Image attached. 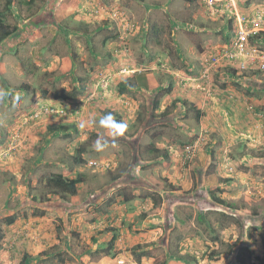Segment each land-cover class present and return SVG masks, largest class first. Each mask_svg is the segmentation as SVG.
I'll return each mask as SVG.
<instances>
[{
  "label": "rangeland",
  "instance_id": "374dc122",
  "mask_svg": "<svg viewBox=\"0 0 264 264\" xmlns=\"http://www.w3.org/2000/svg\"><path fill=\"white\" fill-rule=\"evenodd\" d=\"M19 1L15 12L22 6ZM36 1L33 12L23 5L21 17L10 16L19 30L0 46V89L8 93L0 101V264H176L170 256L186 264H264V229L259 233L256 228L264 225V72L251 64L240 69L246 57L222 56L237 51L238 27L247 29L253 20H264V0ZM44 11L52 17L44 16L42 24L38 18H44ZM258 36L248 39V47L264 51V39ZM72 60L76 66L70 74ZM131 65L153 74L158 83L120 94L123 77L137 74ZM74 74L88 76V81L90 75L88 90L76 98L57 99L56 87L61 93L71 90ZM102 83L109 99L98 98ZM120 97L143 99L141 119L148 122L131 129V111L116 108ZM190 98H197L206 110L202 124ZM155 103L160 108L152 117ZM46 107H61L66 114L35 115ZM211 111L214 116L207 117ZM109 112L127 123L125 140L120 137L96 151L97 137L107 138L99 119ZM167 115L175 121L158 123ZM55 121L70 125V133L75 131L73 123L79 130L73 137L64 136L65 131L53 134L48 129ZM154 128L163 135V144L170 141L174 147L170 175H184V186L175 187L180 194L174 199L182 203L167 204L162 224L147 219L146 198L162 201L159 189L141 188L134 203L128 201L130 188L120 189L125 202L114 197L116 190L106 192L113 177L125 175L127 181L131 176L139 161L134 149H148L153 139L145 142L143 131ZM133 130L137 136L131 139ZM186 145H195L193 159L186 157ZM143 153L169 162L161 153ZM79 156L86 161L78 165ZM95 160L111 166L91 165ZM217 169L225 174L210 180L207 176ZM58 172L82 173L84 194L79 197L78 192L69 201L52 194L46 180ZM165 187L168 191V182ZM102 198L104 203L98 204ZM209 199L213 203H207ZM102 211L113 214L105 235L96 226ZM10 216L15 221L7 224ZM113 235L119 240L111 244ZM82 244L91 249L81 253ZM42 247L48 254L37 252Z\"/></svg>",
  "mask_w": 264,
  "mask_h": 264
},
{
  "label": "crops",
  "instance_id": "0c3cea01",
  "mask_svg": "<svg viewBox=\"0 0 264 264\" xmlns=\"http://www.w3.org/2000/svg\"><path fill=\"white\" fill-rule=\"evenodd\" d=\"M221 45H222V43H221ZM221 45L218 44L217 46L220 47ZM215 50H218V49H215ZM131 66L132 67H137V68L131 70V71H133L132 73L137 72V74L134 77L131 76L132 75L131 74V75H128V76H131V77H123L124 79H122V80L129 79L128 81L131 82V86H130L131 89H130L129 92H131V91H139V90L142 91L143 86L144 87L152 88V87L155 86V84L158 83V81L156 82L155 78L153 79V77H154L153 74H150V73H146V74L145 73L144 74L143 73H140V72L143 71L141 68H138V66H135V65H131ZM105 75H106L105 71L101 72V74H100L101 77H103ZM145 75L147 76V79H146ZM124 76H126V75H124ZM142 82H143V84H141ZM145 82L147 84H145ZM95 83L96 82L94 81L92 83V86ZM98 89L100 91V94L98 96L99 99H103L104 100V99H109L110 98V95H108L107 93L105 94V92H103L104 90L107 89L106 87H104V84L103 83H102L101 88H98ZM118 90H119V87H118ZM159 90H161V89H159ZM125 98H126V100L121 101L122 98L120 97V101H118V103H120V104L116 108H118L121 112L124 111L126 114H128L127 113L128 112V109H129V111H131V113L133 114V116H131L132 117V119H131L132 120V122H131L132 125H130V126H132L131 129H133V127L136 126V125H139L140 126V123L141 124L146 123V120L147 119H145L144 122H142V119H140V117H139L140 115H142V113L144 115V109H145V106L144 105L145 104L141 106V104L143 102V99H140V101H139V100L134 99V98L133 99L128 98V97H125ZM187 98H189V97H187ZM191 102H193L194 103V106H196L197 109L201 112L200 121H201V124H202L205 120H207V119H205V115H204V113H206V110L202 108V105L199 103V101H197V98H195V100L193 98H190V104H192ZM123 104H125L126 106L123 105ZM147 108H149V107H147ZM159 108H160V106L158 105L155 112H159L158 111ZM124 112H123V114H124ZM148 112L149 113L150 112L152 113V109H151V111L149 110ZM211 112L212 113H210V112L207 113L206 116L207 117L214 116V114H213L214 111H211ZM124 117H125V115H124ZM203 117H204V120H203ZM168 119H171L172 121H175L174 117L171 118V117H169L167 115L166 117L160 118V120L158 121V123H164V124H168L169 123L170 124L171 121H169ZM150 120L151 121H154L151 118H150ZM55 122H58V121H55ZM147 122H148V120H147ZM174 124H176V123H174ZM129 133H130V135L132 134L131 139L132 138L134 139L137 136L135 130H133L132 133L131 132H129ZM146 134H147L148 139L146 138ZM127 136H129V135L127 134ZM142 137H143V139H145V142L148 141V140L153 139V141H151V142H153L156 145L157 148H161V149L167 150L169 152L168 157H167V159L169 160V162H167L165 160H162L161 157H159L158 160L155 159V158H152V157L151 158H147L148 155H146V153H143L144 150L147 151L148 154L150 152H153V151H151L149 149H146V148L145 149L142 148L141 150H138V148L137 149L136 148L134 149V145H130L131 146V153H133V149H134V153L137 150V154L139 156V161L138 162H135L134 165L136 166L137 164H139V166H140L139 167V171L137 172V174L136 173L134 174L132 170H128L127 169L128 171H132L131 176H128L127 175V181L124 180L125 175H123L121 177H114V178H112L111 184H109L106 187V192L109 189L116 190L114 197L115 198H118L119 200L122 198L120 200V202H125L126 200L123 199L124 194H120V189L121 188H126V187L127 188H130V189H132L133 192H131L130 190L127 189L128 192L130 191L132 193V196H130L131 200H128V201H129V203L130 202H133L134 203V200L140 199V196L139 195H140V193L142 191L141 188L147 189L149 191H157L159 189L160 192H158V194L163 199L161 201L162 202L161 205L159 204L160 206H155L154 205L155 202H154V200H152L151 197H147L146 198L147 205H150V211H148L149 214L147 215V219L150 218L151 220H155L157 223L162 224L163 222H165V220H166L165 218H167V213H166L167 204H171V207H173L177 203H180V202L182 203L181 200L174 201V199H175L176 196H178L177 194H180V193H178L177 190H175V187H177L180 184L182 186H184L183 185V182H182V176H184V175H179V173H177V172H175V174L173 176L170 175V173H171L170 167L171 168L173 167V163H172V159H173L172 155L173 154H172V150L171 149H174L173 146H169L170 141H168L167 143L163 144L164 142L162 143L159 140L160 137H163V135L155 134L153 132L150 133V132H147L145 130L143 131ZM122 139L124 141L125 140V137H123ZM143 139L141 141H143ZM130 141H132V140H130ZM174 145L176 146V143H174ZM152 149H153V147H152ZM153 154L158 155L159 153L154 152ZM174 168H175V166L173 167V170H174ZM178 171L180 172V170H178ZM223 174H225V171H222V169L221 170L220 169H217L215 172H212L207 177L210 180L215 181V179L218 176H223ZM129 177H132L133 179L129 180L128 179ZM185 179L186 178L183 179L184 182H187V180H185ZM201 181H202V179H200L198 182L200 183ZM167 182H168V186H169V190L168 191L165 190L166 189L165 186H166ZM82 185H83V183L81 184V186L79 188V193H78L79 197L81 196V193L85 190L84 186H82ZM83 194H84V192H83ZM108 194H109V192H108ZM166 196H171V198L166 199ZM172 196H174V198H172ZM103 200H104L103 198L100 199L98 201V204H103L104 203ZM206 201H207V203H210V204L213 203L212 202L213 199H209V200H206ZM68 203H69V205H71L70 202H68ZM109 203H110V201H109ZM223 205H226V204H223ZM151 208L153 210H151ZM222 210L224 211V208H222ZM157 211H158V213H156ZM162 211L165 212V214L162 213L161 216H160V213ZM60 214L62 215V213H60ZM111 216H113L112 212L111 213L110 212L106 213V212L102 211L101 217H100L102 219H98L97 225H96V226H98V232L104 230L105 232L103 231V232H100V233H102V234L106 233V228H107L106 222H108V223H111L112 222L111 221ZM68 217H69V215H67L65 217V220ZM253 217H255V216H253ZM112 225H113V223H111V226ZM100 226L101 227L104 226V229H101L100 230L99 229ZM256 228L259 230V233H260V231H262V229H264V225H261V227H256ZM102 234H100V237L101 238L103 236ZM94 241H95V244H97V245L99 244V242L97 241L96 238H94ZM256 247H260V246L257 245ZM90 249L91 248H88L87 250L89 251ZM42 250H44L43 247L41 249H37V252L38 251L39 252H42ZM88 251H86V252H88ZM172 261L174 263H176V264H186L184 262V260H182V262L181 261H178V260H172ZM99 264H103V260L100 261ZM111 264H114V263H111Z\"/></svg>",
  "mask_w": 264,
  "mask_h": 264
},
{
  "label": "trees",
  "instance_id": "16d2710c",
  "mask_svg": "<svg viewBox=\"0 0 264 264\" xmlns=\"http://www.w3.org/2000/svg\"><path fill=\"white\" fill-rule=\"evenodd\" d=\"M185 2H188V3H195L197 2L198 0H184ZM20 3H22V6L19 7V12H15L14 11V4L16 5L17 3L15 2V0H5L3 5L0 6V46L3 44V42L5 40H7L8 38L14 36L15 32L19 30V24H17V22H10V16H16L17 18H19V16L21 17V11H24L23 10V5H25L24 7H26V9L30 10V12H33L34 11V8H35V4H36V0H21L19 1ZM19 15H18V14ZM44 13V14H43ZM42 13V15L40 17H47L48 19H50L52 17V13L50 11H44ZM23 17V16H22ZM38 18L40 19L39 21L43 24L45 23V21L47 20V18ZM37 22V21H35ZM258 38H263L264 39V35H259ZM43 48H50L49 45H44ZM73 62V65L71 66L70 68V74H73V71H74V66H76L74 64V61L72 60ZM83 66V63L81 64ZM257 72H261V71H258ZM57 77H59L57 75ZM74 77H75V80H74V86L71 90L67 91L65 90V93H61L58 91V87H56L57 89V92H56V98L59 99V98H62V99H67V98H76L77 96L85 93L87 90H88V83L90 81V75H89V81H88V76H76V74H74ZM129 79H125L123 80L120 84H119V92L120 94H123L125 92H128L130 91V86H131V82L128 81ZM55 82V81H54ZM53 82V83H54ZM55 86V85H54ZM27 86H18L17 89L18 90H21V89H25L26 90ZM47 92V91H45ZM157 103H155L154 107H153V114L151 115L152 117H155V108H157ZM145 110H146V107H145ZM143 113L142 115H140V119L142 118ZM197 118L199 119L201 117V112L198 110L197 111V114H196ZM154 120V118H153ZM78 124H72L71 127H73V129L75 130L73 133L69 131V128H70V125H68L67 123H62V122H54L51 124V126H49V131L55 132V134H58L60 131H65L63 134L64 136L66 137H73L75 136V132H78V127H77ZM157 125V124H155ZM166 125V124H165ZM156 128L152 129L151 132H156ZM150 132V131H148ZM153 147V149H152ZM148 149L153 151V152H157V153H161V155L165 156L166 158L168 157V151L165 150V149H161V148H157L154 146L153 143H150L149 146H148ZM75 161L77 162V164H82L83 162L86 161V159L84 157H76ZM114 178V177H113ZM85 179V176L82 174V173H77L76 175H66L65 173L63 172H58V173H52L46 180V187H48L51 191L52 194H56L59 196V198L61 199H64L65 201H69L70 200V197L73 196V195H76L78 192H79V188L81 186V184L83 183ZM129 180L133 179L132 177H129L128 178ZM161 196L158 195V199L161 200ZM216 200H218V202L220 204H226L227 206L229 207H233V205H230V203H228V201H226V199H223L222 198H219V197H215ZM154 202H155V206L159 205L161 203V201H155V199L153 198ZM163 200V199H162ZM6 223L7 224H12L14 221H15V216H10V217H7L6 219ZM116 240H119L118 239V235H114L112 237V241H111V244H114V242ZM82 250H81V253H85L86 251H88V246L85 245V244H82L81 247ZM42 254H48L46 253V251H42ZM110 252L108 251L106 253V255H109ZM111 255V254H110ZM112 256H116V254L112 255ZM27 257V256H26ZM141 256L139 257V261H141ZM172 257L173 260H176L175 257L173 256H170ZM193 258H196V256H192ZM30 258V257H28ZM41 258V255L37 256L34 258V260H37ZM181 259V258H180Z\"/></svg>",
  "mask_w": 264,
  "mask_h": 264
},
{
  "label": "built area",
  "instance_id": "2783aa9c",
  "mask_svg": "<svg viewBox=\"0 0 264 264\" xmlns=\"http://www.w3.org/2000/svg\"><path fill=\"white\" fill-rule=\"evenodd\" d=\"M207 2V0H206ZM208 3H213V0H208ZM264 35V20H253L252 25L250 28L245 29V27H238V30L236 32L235 37V46L237 51L235 50L234 53H224L223 57H229L232 60H236L235 58L239 57H246L248 58L247 63H244L243 61L239 62V68L240 69H246L249 68V65L254 68V70H258L261 72H264V51L262 50H255L253 48L248 47V39L255 35ZM263 39V38H261ZM216 60H220V58H216ZM40 113H44L46 115H56V116H64L66 114V110L61 107H46L35 113V115H39ZM195 145H186V157L189 159H193L195 156ZM91 165L101 167L103 169H108L111 164L110 163H103L100 164L98 161H90ZM120 263H123V260L119 261Z\"/></svg>",
  "mask_w": 264,
  "mask_h": 264
},
{
  "label": "clouds",
  "instance_id": "9594fccd",
  "mask_svg": "<svg viewBox=\"0 0 264 264\" xmlns=\"http://www.w3.org/2000/svg\"><path fill=\"white\" fill-rule=\"evenodd\" d=\"M8 97V93L5 90L0 89V101L5 100ZM15 101H19L20 97L17 94L16 97H14ZM92 123H95V120L93 119L91 121ZM99 125L100 127L104 128L106 130V136H98L96 141L94 142V150L96 151H103L105 147L111 144H115L118 138L122 137L125 135L128 125L126 122L123 120H117L113 116L112 113H106L101 116L99 119ZM80 127L83 128L85 127L84 123L80 124ZM139 164H137L133 168V173H137L139 171Z\"/></svg>",
  "mask_w": 264,
  "mask_h": 264
}]
</instances>
